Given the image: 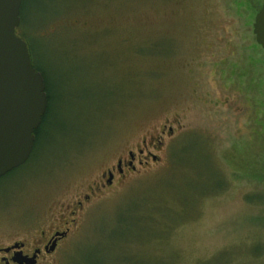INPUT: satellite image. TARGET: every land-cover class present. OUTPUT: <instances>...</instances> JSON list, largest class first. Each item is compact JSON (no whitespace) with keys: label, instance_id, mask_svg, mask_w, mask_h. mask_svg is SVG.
I'll list each match as a JSON object with an SVG mask.
<instances>
[{"label":"rangeland","instance_id":"obj_1","mask_svg":"<svg viewBox=\"0 0 264 264\" xmlns=\"http://www.w3.org/2000/svg\"><path fill=\"white\" fill-rule=\"evenodd\" d=\"M262 5L26 0L17 34L53 99L29 159L0 177L4 238L58 221L146 141L159 159L85 204L61 264H264Z\"/></svg>","mask_w":264,"mask_h":264},{"label":"water","instance_id":"obj_2","mask_svg":"<svg viewBox=\"0 0 264 264\" xmlns=\"http://www.w3.org/2000/svg\"><path fill=\"white\" fill-rule=\"evenodd\" d=\"M21 4L0 0V177L29 159L48 106L44 75L16 32ZM253 33L264 48V5L255 14Z\"/></svg>","mask_w":264,"mask_h":264},{"label":"flooded vegetation","instance_id":"obj_3","mask_svg":"<svg viewBox=\"0 0 264 264\" xmlns=\"http://www.w3.org/2000/svg\"><path fill=\"white\" fill-rule=\"evenodd\" d=\"M165 127L166 124L163 125V136L168 133L173 136V126ZM159 144H162V139H159ZM144 146L139 148V154L143 156V159L138 158V155L131 150L126 161L119 158L117 165L107 169L99 180H95L88 192L83 193L81 198H77L64 207V212L61 213L58 221L48 226L35 228L36 230L30 232L25 239L6 240L4 234L0 233V264H61L66 254V242L76 222V215L84 208L85 204L94 195L113 186L117 174L122 176L128 170H136V161L138 164L144 165L149 163V159L153 161L159 159L146 141H144Z\"/></svg>","mask_w":264,"mask_h":264},{"label":"trees","instance_id":"obj_4","mask_svg":"<svg viewBox=\"0 0 264 264\" xmlns=\"http://www.w3.org/2000/svg\"><path fill=\"white\" fill-rule=\"evenodd\" d=\"M25 4H26V0H22V4H21V12H20V16H21V21H20V24H19V26L16 28V32H17V30L18 29H20V27L22 26V24H23V17H22V9H24V7H25ZM254 48L255 49H260V48H263L261 45H259L257 42L256 43H254ZM264 49V48H263ZM32 61V60H31ZM32 65L37 69V70H39V71H41L42 72V74L44 75V79H45V84H46V92H47V95H48V106H47V110H46V112H45V114L43 115V118H42V122H41V124H40V126L38 127V129L35 131V138H36V141H35V146H36V143H37V140H38V137L40 136V134H41V129H42V126H43V123L45 122V120H46V118H47V116H48V114H49V112H50V109H51V102H52V94H51V86H50V84H49V82H48V80H47V78H46V73L44 72V71H42L39 67H37L34 63H33V61H32ZM35 148V147H34Z\"/></svg>","mask_w":264,"mask_h":264}]
</instances>
